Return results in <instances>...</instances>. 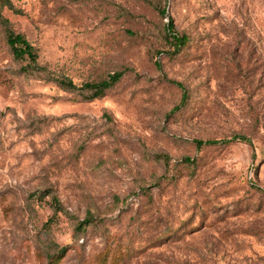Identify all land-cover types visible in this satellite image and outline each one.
Instances as JSON below:
<instances>
[{
	"label": "rangeland",
	"instance_id": "1",
	"mask_svg": "<svg viewBox=\"0 0 264 264\" xmlns=\"http://www.w3.org/2000/svg\"><path fill=\"white\" fill-rule=\"evenodd\" d=\"M3 1L0 264H264V0Z\"/></svg>",
	"mask_w": 264,
	"mask_h": 264
},
{
	"label": "trees",
	"instance_id": "2",
	"mask_svg": "<svg viewBox=\"0 0 264 264\" xmlns=\"http://www.w3.org/2000/svg\"><path fill=\"white\" fill-rule=\"evenodd\" d=\"M3 3L9 7H11L10 2L8 0H4ZM162 14H165V9L161 10ZM0 19H2V23L5 25V33H6V42L10 48V51L16 60H26L28 63L23 68V70L28 71L30 67L37 66V60H38V50L36 47L25 38L24 35L21 33L14 32L9 26L8 21L6 19H3L0 14ZM165 39L167 40V43L173 47L174 51H179L181 48L187 45L189 37L182 34L179 35L174 30V25L172 19L168 21L166 24V34ZM37 69H42V67L37 66ZM123 72L122 71H116L113 72L107 77L100 79L98 81H92V82H83L81 85L77 86L75 83L72 82L71 79L67 77H52L50 80H53L56 85L59 87L66 89V90H86L89 91L90 94H87L84 96L85 99H95L102 97L105 92L111 88L113 85H115L120 78L122 77ZM185 97V94L183 93V99ZM195 144L200 147L202 145H212L216 143V140H195ZM185 161L187 163H193V160L190 158H185ZM53 202V209L55 212L61 211L62 206L59 202V200L56 197L52 198ZM93 216H89L87 219H85L84 222H81V224H85L92 221ZM63 251V248H61ZM61 251V252H62ZM60 252V253H61Z\"/></svg>",
	"mask_w": 264,
	"mask_h": 264
}]
</instances>
